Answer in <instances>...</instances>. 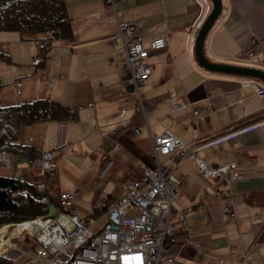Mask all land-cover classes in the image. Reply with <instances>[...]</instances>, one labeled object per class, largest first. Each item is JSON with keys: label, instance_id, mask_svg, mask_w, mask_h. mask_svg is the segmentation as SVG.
Segmentation results:
<instances>
[{"label": "crops", "instance_id": "obj_1", "mask_svg": "<svg viewBox=\"0 0 264 264\" xmlns=\"http://www.w3.org/2000/svg\"><path fill=\"white\" fill-rule=\"evenodd\" d=\"M64 2L71 38L32 40L0 30V51L9 55V61H0V105L44 97L76 112L71 120L48 119L18 129L21 144L54 155L50 178L35 171L31 182L56 195L75 190L77 214L101 222L121 195V182L155 165L145 128L154 133L168 128L189 145L204 144L199 154L207 164L229 165L240 175L221 183L203 176L191 161L177 167L179 195L171 214L177 231L167 240L174 264H264V104L256 94L264 82L198 63L196 35L212 0ZM117 18L134 24V35L145 46L153 38L166 39L146 60L151 73L142 86L144 112L135 109L133 88L120 76ZM253 35L264 49V0H221L203 54L214 62L264 70V63L241 58ZM43 43L48 49L39 64ZM139 125L145 126L142 132L132 134L129 129ZM172 155L158 154V161L171 166ZM231 197L235 213L227 220L223 211Z\"/></svg>", "mask_w": 264, "mask_h": 264}, {"label": "built area", "instance_id": "obj_2", "mask_svg": "<svg viewBox=\"0 0 264 264\" xmlns=\"http://www.w3.org/2000/svg\"><path fill=\"white\" fill-rule=\"evenodd\" d=\"M115 1L105 0V3L114 6ZM135 29L131 22L117 18L115 35L122 43L120 55L123 57L120 76L133 88L135 109L144 112L142 86L151 73L146 60L149 51L166 45V39L159 36L145 46L140 37L134 35ZM249 44L241 58L251 65L264 63V49L257 44L254 35ZM256 94L264 104V88L257 86ZM144 127L139 125L129 130L132 134H140ZM145 130L151 142L149 155L155 160V165H145L140 176L121 182L122 193L104 211L102 221L80 217L75 209L77 192L62 191L54 216L36 217L24 222L29 225L23 233L31 240L30 247L22 250L13 264H174L175 256L167 247V240L177 231L176 224L171 221L172 201L179 195V182L175 175L177 167L183 161H191L203 176L217 178L221 183L238 181L240 175L229 165L207 164L199 154V147L204 144L189 145L168 128L159 133ZM171 153V166L158 161V154ZM53 157L51 151L42 152L38 158L17 168L14 175L48 171L53 168ZM12 168V157L0 152V170ZM234 207L235 199L231 197L223 211L225 219L233 218ZM187 209L191 210V207ZM178 220L184 222L181 212Z\"/></svg>", "mask_w": 264, "mask_h": 264}, {"label": "trees", "instance_id": "obj_3", "mask_svg": "<svg viewBox=\"0 0 264 264\" xmlns=\"http://www.w3.org/2000/svg\"><path fill=\"white\" fill-rule=\"evenodd\" d=\"M0 30L16 31L32 40L39 37H72L64 0H0ZM43 44L37 55L40 57L37 61L39 64L43 63L48 49ZM1 60L9 61L8 53L0 51ZM75 117L76 112L69 107L44 97L13 105H0V152L31 161L41 156V153L18 141V129L48 119L71 120ZM45 174L50 178L51 169ZM51 203L58 208L59 193L56 195L47 188L38 187L31 182L26 172L20 176L0 172V226L36 217L44 218ZM13 258L14 255L2 253L0 264H13Z\"/></svg>", "mask_w": 264, "mask_h": 264}, {"label": "water", "instance_id": "obj_4", "mask_svg": "<svg viewBox=\"0 0 264 264\" xmlns=\"http://www.w3.org/2000/svg\"><path fill=\"white\" fill-rule=\"evenodd\" d=\"M221 9V0H212V10L205 19V21L202 23L201 27L199 28L196 40H195V55L198 63L212 71H218V72H225V73H231V74H237V75H245V76H251L258 78L264 82V70L253 67V66H245V65H235V64H225V63H219L214 62L209 59H207L203 54V40L208 32L209 28L211 27L212 23L215 21L217 16L220 13ZM56 211V207L51 203L49 206V211L45 215V218L52 217Z\"/></svg>", "mask_w": 264, "mask_h": 264}, {"label": "rangeland", "instance_id": "obj_5", "mask_svg": "<svg viewBox=\"0 0 264 264\" xmlns=\"http://www.w3.org/2000/svg\"><path fill=\"white\" fill-rule=\"evenodd\" d=\"M13 161L15 163V167L16 168L7 169L5 172H7V173H14L15 171L18 170L17 169L18 167L22 166L23 164L28 163V161L18 159L17 157H13ZM92 187L94 189H97L95 186H92ZM22 223H24V222L22 221L20 223H12V224H9V225L6 224V225H3V226H0V230H3L5 228L4 231H6V233L8 232L7 229H10L11 228L10 229L11 230V233H10V235L7 236L6 241L5 240L2 241L1 240L2 238H0V250H4V248L7 249V247H6V245H8L7 242L8 243L11 242L10 244L12 246L8 247L7 251H8V254H10V255H16L14 257H19L20 256L19 254L17 255V250H19L21 252L24 249L27 250L28 247H30V243H31V240L28 239L27 234L23 233L22 235L19 234V235L15 236L12 233V232H15L16 231V228H19L17 226L20 225V224H22ZM7 226H11V227H7ZM3 234H1V236Z\"/></svg>", "mask_w": 264, "mask_h": 264}, {"label": "bare ground", "instance_id": "obj_6", "mask_svg": "<svg viewBox=\"0 0 264 264\" xmlns=\"http://www.w3.org/2000/svg\"><path fill=\"white\" fill-rule=\"evenodd\" d=\"M36 158H38V157H36ZM35 159V158H34ZM25 222V221H24ZM12 226V225H11ZM11 226H7V227H11ZM17 227H19V228H16V231L15 232H12L13 233V235H15V236H17V235H22L23 234V232H24V230H26L27 228H29V225L27 224V223H22V224H20V225H18ZM5 229V228H4ZM4 229L3 230H0V238H2L1 240L3 241V240H5L6 241V238H7V236L8 235H10V233H11V228L10 229H7L8 230V232L6 233V231H4ZM23 230V231H22ZM4 234H3V233ZM1 234H3L2 236H1ZM3 243V242H2ZM5 243V242H4ZM11 243V242H10ZM10 243H8L7 242V244L8 245H10ZM6 249L4 248V250H0V253L1 252H3V251H5Z\"/></svg>", "mask_w": 264, "mask_h": 264}]
</instances>
